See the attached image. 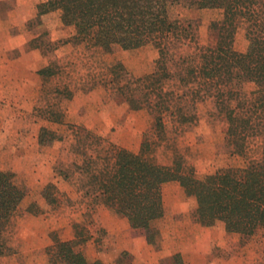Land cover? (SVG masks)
Masks as SVG:
<instances>
[{"label":"trees","instance_id":"obj_1","mask_svg":"<svg viewBox=\"0 0 264 264\" xmlns=\"http://www.w3.org/2000/svg\"><path fill=\"white\" fill-rule=\"evenodd\" d=\"M179 5L222 11V17L210 23L213 44L198 42L195 20L174 15L173 8ZM36 7L26 26L33 30L46 25L31 40L44 54L59 45L51 39L46 24V17L55 12H59L63 26L74 29L64 43L86 42L88 47L107 53L117 48L135 50L150 43L158 49L152 72L135 76L122 62L112 65L114 77L126 80L118 83V92L131 109H147L153 115L158 139L166 136L167 113L181 123L194 121L196 103L207 97L228 121L226 146L231 160L247 159L251 136L263 139L259 161L230 163L201 178L178 154L172 164L158 162L150 154L153 144L147 139L139 152L111 144L100 168L92 167V156L80 166L87 176L84 187L92 213L99 205L114 209L126 216L133 228L144 229L147 241L159 248L161 232L154 223L165 213L162 187L168 181H178L187 195L195 197L193 215L202 226L212 228L221 223L227 232L238 233L245 240L264 229V0H43ZM242 22L248 40L244 50L235 45ZM179 44H195L196 48L191 54L176 57ZM62 69L56 58L38 73L46 79ZM172 79L178 81L179 89L166 88L165 83ZM246 83H253L255 89L246 92ZM55 136V131L42 127L39 142L47 144L48 137ZM56 189L50 182L42 190L50 205L58 202ZM25 195L15 173L0 168V257L8 253L4 233ZM92 213L89 223L93 222ZM74 228L71 239L53 232V244L48 247L50 263L103 264L101 259L89 260L84 251L83 245L93 236L88 226L76 222ZM168 260L163 258L162 264H186L181 252Z\"/></svg>","mask_w":264,"mask_h":264},{"label":"rangeland","instance_id":"obj_2","mask_svg":"<svg viewBox=\"0 0 264 264\" xmlns=\"http://www.w3.org/2000/svg\"><path fill=\"white\" fill-rule=\"evenodd\" d=\"M41 1L29 0L26 4ZM173 13L198 23L201 45L215 42L210 23L222 17L221 10L200 11L179 5L173 8ZM46 24L51 39L59 44L58 48L46 54L36 49L46 64L57 58L63 69L42 79L38 89L26 90V95L33 93L35 96L29 98V104L23 102V89H17L13 96L10 88H0V168L14 172L17 183L26 191L4 233L8 253L0 257V264H10V255L15 252L25 255L32 251L27 243L36 239L33 230L44 228L47 239L53 244V232L62 239L73 238L76 222L88 226L93 234L83 245L87 258L91 261L101 259L103 264H147L141 256L147 259L159 256L162 264L163 258L169 261L176 252L182 253L186 264H264V229L245 240L238 233L227 232L221 223L212 228L204 227L194 218L197 206L194 197L192 200L186 198L188 210L167 212L154 223L161 232L159 248L147 241L144 229L136 231L139 254L125 249L124 246L130 245L125 243L128 237L106 230L97 213L107 207L99 205L93 213L89 208L91 201L84 187L87 176L80 169L88 157H93L94 169L100 168L111 144L139 152L147 139L153 144L150 154L158 162L172 164L178 154L183 157L186 167H194L201 178L230 163L243 165L248 161H259L263 155V139L261 135L251 136L247 141V159L231 160L226 146L228 121L218 111L214 100L208 97L196 103L194 121L181 123L167 113L164 116L166 136L158 139L153 115L147 109L133 110L128 106L117 89L118 83L126 80H119L112 72V65L117 62H122L135 76L152 72L159 56L158 49L150 43L135 50L117 48L107 53L99 47H88L86 42L64 43L74 29L61 24L59 12L48 15ZM245 26L240 23L235 38V45L240 50L248 44ZM45 28L43 24L28 30L25 24L22 31L26 33V48H34L32 38ZM195 48V44H179L174 53L179 57L193 53ZM12 52L16 54L18 50ZM165 86L179 89L176 79L168 80ZM253 89V83L244 85L246 92ZM9 97L10 104L7 102ZM42 127L55 131L58 136L48 137L47 144H40ZM50 182L57 186L58 202L54 205L48 204L42 194ZM171 182L179 184L180 189L165 186L166 205L170 209L178 199V192L181 190L185 194L178 181ZM89 213L93 214L92 223H89ZM138 233L143 235L141 240Z\"/></svg>","mask_w":264,"mask_h":264},{"label":"crops","instance_id":"obj_3","mask_svg":"<svg viewBox=\"0 0 264 264\" xmlns=\"http://www.w3.org/2000/svg\"><path fill=\"white\" fill-rule=\"evenodd\" d=\"M26 3H29V0H18V2L17 0H0V86H2L0 88H4V90L10 88V93L13 96L17 94V89H23L25 92L23 102L24 104H29V98L33 99L35 96L33 93L30 96L26 95V90L40 87L38 83H40L42 77L38 70L46 65V60L40 55L38 49L26 48V33H23L22 28H25L27 20L37 12V4ZM15 49L18 50L16 54L12 52ZM17 99L19 98L16 97ZM7 102L10 104V97ZM165 186H168V188L171 186L179 190L180 185L171 181L163 184L162 195L165 213H177L188 210L190 206H188L186 198L192 200L194 196H189L186 192L182 194L180 190L177 195L178 199L173 202V206L170 209L166 205ZM97 216L109 233H121L123 236L128 237L125 238V243L130 245L124 246L126 250L139 254L140 247L138 246L136 233L138 229L130 225L126 216L117 213L109 207L100 209ZM44 230V228L33 230V234L34 232L36 233V239L34 238L27 243L28 247H32V251H28L25 255L15 252L10 255V264H50L46 251L52 242L47 239ZM138 236L139 240L143 238L140 233H138ZM141 247L143 246L141 245ZM150 254L152 256V252ZM19 255L21 258H19ZM141 259L147 264H161L159 256L148 259L141 256ZM20 260H22V263H20Z\"/></svg>","mask_w":264,"mask_h":264}]
</instances>
